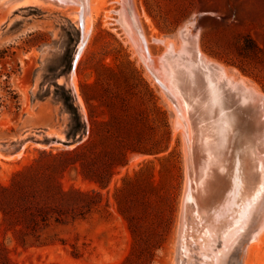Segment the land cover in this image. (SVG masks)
<instances>
[{
    "label": "rangeland",
    "instance_id": "1",
    "mask_svg": "<svg viewBox=\"0 0 264 264\" xmlns=\"http://www.w3.org/2000/svg\"><path fill=\"white\" fill-rule=\"evenodd\" d=\"M25 1L0 0V189L28 178L87 197L46 205V216L34 209L27 220L0 208V264H178L184 134L174 103L122 27L121 0H90L76 100L68 78L81 7ZM131 1L153 64L169 42L180 47L179 30L195 16L201 49L264 93V0ZM90 117L92 147L74 153L89 137ZM71 127L80 129L75 138L67 137ZM120 141L122 165L109 174L104 150ZM250 251L248 264H264V234Z\"/></svg>",
    "mask_w": 264,
    "mask_h": 264
},
{
    "label": "bare ground",
    "instance_id": "2",
    "mask_svg": "<svg viewBox=\"0 0 264 264\" xmlns=\"http://www.w3.org/2000/svg\"><path fill=\"white\" fill-rule=\"evenodd\" d=\"M49 1L81 7L77 15L83 21V50L94 4ZM131 2L121 0L119 20L174 103L177 126L184 134L188 176L178 264H248L251 247L264 234V93L201 49V30H193L195 16L179 30L180 47L169 42L157 58L162 62L156 60L154 66Z\"/></svg>",
    "mask_w": 264,
    "mask_h": 264
},
{
    "label": "trees",
    "instance_id": "3",
    "mask_svg": "<svg viewBox=\"0 0 264 264\" xmlns=\"http://www.w3.org/2000/svg\"><path fill=\"white\" fill-rule=\"evenodd\" d=\"M86 100L88 102V99ZM17 106L20 108L19 105ZM75 120L77 121L78 126H80L81 122L78 114H75ZM90 122L92 124V128L89 131L88 139L80 145L74 153H85V151L91 149L96 131L95 127H93L94 120L92 117H90ZM79 130L80 129L78 127H71L67 133V137L75 138ZM86 133L87 131L84 130L81 134V138ZM104 153L109 156V160L105 162V168L107 172L111 174L112 167L120 164L122 165V141H120L116 146L107 147L104 150ZM19 174L21 175L22 172ZM95 180L102 186H106L101 177H98V179ZM69 195V192L64 191L60 187H41L35 179L24 178V180L16 184L13 189H0V208H2L5 215L9 213V208L11 207L18 209L19 212L26 216L25 219L27 220L29 219L28 214H32L34 209L40 212V215L46 216V205H60L63 201L66 203H72V200H77L80 197H87L86 195L79 193V197H77V199H71L69 198ZM115 200L119 211L122 212V187L116 190Z\"/></svg>",
    "mask_w": 264,
    "mask_h": 264
},
{
    "label": "water",
    "instance_id": "4",
    "mask_svg": "<svg viewBox=\"0 0 264 264\" xmlns=\"http://www.w3.org/2000/svg\"><path fill=\"white\" fill-rule=\"evenodd\" d=\"M79 22V26H80V31H81V39H80V44L82 43L83 44V21H78ZM80 44L78 45L77 47V50H76V55H75V58H74V62H73V66H72V70L73 72L75 71L76 69V64L80 58V55L82 53V46H80ZM72 72V73H73ZM68 81H69V84L71 86V90L73 92V96H74V100H76V95L74 93V86H73V82H72V74L69 76L68 78Z\"/></svg>",
    "mask_w": 264,
    "mask_h": 264
}]
</instances>
